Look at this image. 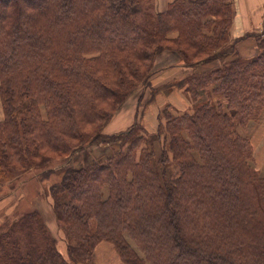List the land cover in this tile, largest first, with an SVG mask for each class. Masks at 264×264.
<instances>
[{
	"label": "trees",
	"instance_id": "16d2710c",
	"mask_svg": "<svg viewBox=\"0 0 264 264\" xmlns=\"http://www.w3.org/2000/svg\"><path fill=\"white\" fill-rule=\"evenodd\" d=\"M154 1L0 0V187L103 147L45 191L67 258L38 210L15 209L0 225V264H94L100 242L124 264H264V176L237 131L264 112V33L243 59L232 0H172L161 12ZM165 51L186 72L150 101L174 88L191 109L167 101L154 134L138 121L102 133Z\"/></svg>",
	"mask_w": 264,
	"mask_h": 264
},
{
	"label": "rangeland",
	"instance_id": "374dc122",
	"mask_svg": "<svg viewBox=\"0 0 264 264\" xmlns=\"http://www.w3.org/2000/svg\"><path fill=\"white\" fill-rule=\"evenodd\" d=\"M156 1L157 0L154 1V8L157 12H161L160 9L162 10L163 8L160 5H156ZM247 38L250 39L249 35L236 40H234L232 37V42H234V52L243 59L253 58L258 52L256 43L254 44L252 40H247L246 44H240V42H244L243 40H246ZM225 50L228 51V48ZM171 55V53L165 51L156 58L155 64L153 66L154 74L149 79V86L147 87L142 85L138 87V89H136V91L127 98L123 106L114 114L112 119L123 117V119H125L127 122L129 121L130 123H135L138 121V123L144 126L148 133L154 134L157 129V121L155 119L156 110L159 107L161 108L164 106L167 101L172 104L171 106L174 111L181 112L191 109V103L186 92H183L182 90H176L174 88H165L160 90V92L154 96V99L150 101L151 89L160 87L164 83L170 82L173 78L182 76L186 72V70L183 68V64L179 66L167 64L169 61H175V58H168ZM176 60H178V58H176ZM218 63V61H213L200 66L199 69L201 71H205L216 68ZM175 92H178V94H173ZM164 94H166L168 97H166ZM212 99L213 101H217L218 97L213 96ZM132 113L136 115V118L130 120L128 117L132 115ZM0 120H2L1 102ZM124 124L125 123L123 122L122 128L124 129L131 125L129 124L128 126L124 127ZM104 129L102 133L105 134ZM237 131L240 136L247 137L250 140L253 147V160L250 165L255 170H257L261 176H264V167L262 163L264 158V112L257 122H249L246 127H239ZM159 141L162 142V138L155 139V148L157 150ZM102 148V146L88 147L82 150V153H77L54 160L52 165H50V168L52 167L54 172L47 174V179L45 180L38 182L36 181L39 180V176L45 174L47 169H45V171L32 170L30 173L26 174L27 177L26 175H23V177L20 179L15 178V180L11 181V183L2 185L0 187V225H2L3 221L13 219V212L15 209L19 212L36 209L42 214L45 225L47 226L51 235L56 239L57 249L63 255V257L67 258L65 237L57 226L54 214L51 209V200L45 195V191H47V188L50 184L59 180V172L64 166L78 167L83 163H89L91 162L93 156L97 155L98 151H100ZM125 239L137 252V254L143 256L127 235L125 236ZM93 261L94 264H124L121 257L117 253L116 248H114L111 243L107 242H100L94 248Z\"/></svg>",
	"mask_w": 264,
	"mask_h": 264
},
{
	"label": "crops",
	"instance_id": "0c3cea01",
	"mask_svg": "<svg viewBox=\"0 0 264 264\" xmlns=\"http://www.w3.org/2000/svg\"><path fill=\"white\" fill-rule=\"evenodd\" d=\"M171 1L172 0H157L156 5L162 6L163 9H160V11H163L166 8V5ZM232 6L234 15L231 27V37L236 40L249 35L250 39L247 38L246 40H243L244 42H240V44H246L247 40H252L255 44L253 36L250 35H258L264 33V0H232ZM168 58H175V61H169L167 64H171L172 66L181 65L180 62L176 60L177 57L175 55L172 54ZM173 94H178V92H175ZM133 113L128 117L130 118V120L136 118V115ZM123 122L125 123L124 127L128 126L129 124L132 125L134 123H130L129 121L127 122L125 119H123V117L112 119L105 126V134L110 135L119 133L131 126L130 125L124 129L122 128Z\"/></svg>",
	"mask_w": 264,
	"mask_h": 264
}]
</instances>
